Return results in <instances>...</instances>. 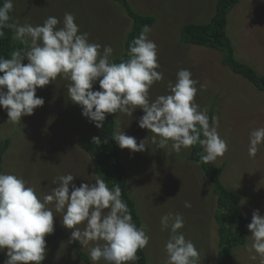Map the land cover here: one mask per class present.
<instances>
[{
	"label": "rangeland",
	"instance_id": "374dc122",
	"mask_svg": "<svg viewBox=\"0 0 264 264\" xmlns=\"http://www.w3.org/2000/svg\"><path fill=\"white\" fill-rule=\"evenodd\" d=\"M14 23L42 25L49 16L58 18L63 26L65 13L75 17L80 32L89 34V41L113 48L112 59L125 51L127 34L133 25L123 6L115 0H12ZM133 9L142 15H154L149 38L157 44V59L163 80L149 90L154 100L168 94L169 81L184 68L199 81L195 97L201 109H211L218 118L219 135L227 142L228 150L213 163L222 169L220 179L230 190L241 195L240 207L251 222L254 211L264 216V144L255 158L248 155L252 130L264 127V92L243 76L233 73L223 61L219 49L181 41L183 24L206 23L215 12L217 0H129ZM227 33L235 47L237 59L264 74V0H239L228 14ZM14 41H17L14 39ZM103 51V47L100 49ZM27 64V59L24 60ZM70 81L57 79L37 88L43 106L21 121L8 122L7 110L0 106V140L11 139L4 154L0 173L15 174L34 187L38 197L50 194L59 175L73 174V183H94L95 165L81 146L82 135L102 140L103 127L82 115V108L67 97ZM206 84V90H199ZM93 91L100 90L99 81ZM6 91V89H5ZM142 109L133 116L117 113L116 131H124L139 144L146 140L144 151L121 149L128 170L127 191L134 198L141 218V227L149 236L145 248L147 264H164L168 231L161 230L160 218L172 212L183 216L181 231L200 253L199 264H219L218 223L215 219L217 196L213 183L207 178L201 163L190 159L192 147L179 153L170 144L159 149L151 142V132L139 127ZM100 177V176H99ZM101 178V177H100ZM70 191H71V185ZM179 194V195H178ZM185 201L191 203L184 207ZM54 215H60L54 213ZM80 227H83L82 225ZM248 229V227H247ZM70 229L62 225V217H54V232L46 235V254L42 264H93L87 248L79 241L69 242ZM252 233L247 231L245 244L233 249L236 264H260L249 258ZM94 243L90 246H94ZM7 249L0 252V264L7 259ZM86 253L89 261L79 253ZM97 264H104L101 260ZM136 264H138L136 262Z\"/></svg>",
	"mask_w": 264,
	"mask_h": 264
},
{
	"label": "clouds",
	"instance_id": "9594fccd",
	"mask_svg": "<svg viewBox=\"0 0 264 264\" xmlns=\"http://www.w3.org/2000/svg\"><path fill=\"white\" fill-rule=\"evenodd\" d=\"M12 9V0L0 4V38L5 37L6 28L12 29L13 39L27 47L12 51L10 59L0 57V106L7 110L8 122L33 115L45 103L37 97V88L61 77L70 81L67 97L98 129L108 114L133 116L139 108L144 112L139 127L150 130L151 142L159 149L170 144L171 151L179 153L182 148L198 144L203 149L200 161L205 164L228 150L227 142L218 133V118H212L210 124L208 109L195 103L199 81L192 79L190 70L180 69L175 82L168 83V94L150 99L149 90L163 80V73L157 71V44L149 38L148 25L142 26L139 36L131 42L128 58L117 63L112 59L113 48L90 42L89 34L80 32L73 14H64L62 27H57L61 21L54 16L42 25H20L9 23ZM96 81L100 90L93 91ZM206 88L201 84L199 90ZM112 138L121 149L133 152L144 151L148 139L138 144L124 131L114 132ZM92 141L101 143L98 136ZM261 144L264 127L251 131L248 155L255 158ZM75 177L71 173L57 176L51 193L38 197L36 189L23 178L0 173V252L7 249L4 264H42L45 237L54 232L55 216L62 217V225L72 230L69 242L79 241L88 249L93 264L101 260L104 264H136L138 250L145 248L150 238L143 227L133 222L120 184L110 188L97 176L94 183L76 186ZM184 207L190 208L191 203L185 201ZM160 224L162 231L169 232L164 264H199L198 249L179 231L185 224L183 216L166 213ZM247 227L252 233V243L246 246L249 258L259 257L260 264H264V216L259 210L253 212ZM93 242L94 246H90Z\"/></svg>",
	"mask_w": 264,
	"mask_h": 264
},
{
	"label": "trees",
	"instance_id": "16d2710c",
	"mask_svg": "<svg viewBox=\"0 0 264 264\" xmlns=\"http://www.w3.org/2000/svg\"><path fill=\"white\" fill-rule=\"evenodd\" d=\"M118 1L126 11L127 15L133 19V25L127 34L125 42V51L122 55L115 58L114 62L119 63L121 58H128V51L131 42L140 34L141 28L148 25L150 28L154 25L156 17L154 15H142L136 12L129 0ZM239 2V0H217L215 12L206 23H185L180 29V38L182 42L207 46L222 50L225 54L223 63L227 65L233 73L243 76L249 80L255 87L264 92V74L251 65L240 61L235 55V47L230 36L227 33L228 14L230 10ZM3 0H0V4ZM9 23H14L12 11L9 13ZM5 37L0 38V57L10 59V54L14 50H26L24 44L14 41V32L12 29H5ZM2 75V73H0ZM215 118L213 109L210 111L209 122L212 123ZM116 114H108L103 122V133L100 144H94L91 139L82 135L81 146L89 153L97 174L104 179L111 188L116 183L120 184L122 189V199L127 203L129 211L133 217V222L139 228L141 227V218L134 198L127 191L128 170L124 161L123 154L116 141L112 138L116 131ZM203 138V137H202ZM11 145V139L0 140V172L3 168L4 154ZM203 149L197 144L192 146L190 159L198 161L207 176L213 183V191L217 196V209L215 219L218 223V260L219 264H236L233 249L247 241V225L249 218L243 213L240 202L241 195L228 189L220 179L222 169L213 162L202 163L200 153ZM86 261L89 257L86 253H79ZM138 264H147V257L144 249L138 250Z\"/></svg>",
	"mask_w": 264,
	"mask_h": 264
}]
</instances>
